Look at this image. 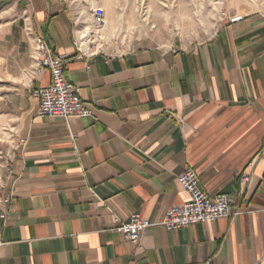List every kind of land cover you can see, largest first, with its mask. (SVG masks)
Instances as JSON below:
<instances>
[{"label":"crops","instance_id":"0c3cea01","mask_svg":"<svg viewBox=\"0 0 264 264\" xmlns=\"http://www.w3.org/2000/svg\"><path fill=\"white\" fill-rule=\"evenodd\" d=\"M0 35L12 162L0 198V264H264V16H237L207 39L79 56L66 0H8ZM25 28L72 58L68 81L92 109L42 117L28 84L49 81ZM200 188L243 195L242 212L189 227H149L135 246L111 230L137 213L159 221ZM249 180L243 181V177Z\"/></svg>","mask_w":264,"mask_h":264},{"label":"rangeland","instance_id":"374dc122","mask_svg":"<svg viewBox=\"0 0 264 264\" xmlns=\"http://www.w3.org/2000/svg\"><path fill=\"white\" fill-rule=\"evenodd\" d=\"M66 1L74 15L78 43L87 39V51L93 44L92 51L106 53L121 54L144 42L162 48L187 46L209 38L220 25L237 16H264V0ZM97 7L103 8L104 19L101 28L94 31L90 19ZM14 11L8 0H0V35L15 15ZM25 35L28 38L26 32ZM13 87V81L3 74L0 63V198L7 186L14 146V129L5 115L11 95L17 92Z\"/></svg>","mask_w":264,"mask_h":264},{"label":"built area","instance_id":"2783aa9c","mask_svg":"<svg viewBox=\"0 0 264 264\" xmlns=\"http://www.w3.org/2000/svg\"><path fill=\"white\" fill-rule=\"evenodd\" d=\"M103 19L104 10L97 7L91 14V29L98 31L103 24ZM25 32L32 40L30 58L36 64L37 72L47 71L49 73V81L46 85L34 88L33 80H30L28 84L30 95L36 102L37 114L42 117L65 119L72 116H91V107L80 98V88L68 81L65 75V67L72 58L55 51L44 39L35 35L31 28H26ZM75 45L79 56L97 53L92 51L93 44L87 52L81 48L77 40ZM118 54L120 53H108L107 55L110 57ZM242 180L247 182L249 178L248 176L243 177ZM177 181L189 195L187 202L171 206L159 221H151L137 213L131 214L127 221L115 218L118 225L112 227L111 230L121 233L125 240L137 246L144 232L154 225L174 230L201 222H211L220 217H233L242 212V208L237 205L243 195L242 191L237 194L213 195L200 188L199 174L191 166L183 169ZM3 218L5 214H0V219Z\"/></svg>","mask_w":264,"mask_h":264},{"label":"bare ground","instance_id":"6f19581e","mask_svg":"<svg viewBox=\"0 0 264 264\" xmlns=\"http://www.w3.org/2000/svg\"><path fill=\"white\" fill-rule=\"evenodd\" d=\"M88 42H89V40L86 39V40H84L82 43H80V44H81V48H82L83 50H86V49L88 50V47H89V43H88ZM87 50H86V51H87Z\"/></svg>","mask_w":264,"mask_h":264}]
</instances>
